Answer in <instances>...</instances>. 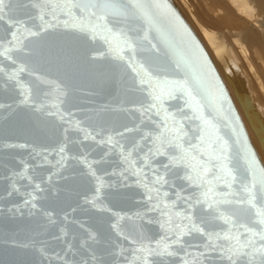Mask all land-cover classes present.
I'll list each match as a JSON object with an SVG mask.
<instances>
[{
    "label": "snow or ice",
    "instance_id": "obj_1",
    "mask_svg": "<svg viewBox=\"0 0 264 264\" xmlns=\"http://www.w3.org/2000/svg\"><path fill=\"white\" fill-rule=\"evenodd\" d=\"M178 25L179 18L159 0H0V88L14 97L0 109L23 107L28 128L40 118H55L57 147L33 148L29 158L55 152L59 168L70 170L55 174L86 179L83 203L108 214L102 235L67 212L60 234H52L54 211L37 204L46 199L37 195L49 190L46 181L28 175L41 164L21 160L22 169L12 176L27 180L31 190L20 193L12 183L8 195L21 194L46 221L21 239L4 241L32 253L24 264H264V168L241 145L235 127V147L221 136L217 120L231 121L230 104L222 89L213 94L210 66L201 63L194 40L184 42ZM176 49L181 55L173 59ZM98 59L121 78L131 73L127 91L137 93L138 102L132 108L105 103L89 110L96 119H78L71 103L75 85ZM102 112L126 113L133 126L119 130ZM101 147L99 158L90 159ZM97 165H111V171ZM124 200L134 210L110 206ZM68 224H77L86 237L73 233L65 239ZM51 240L64 246L50 252Z\"/></svg>",
    "mask_w": 264,
    "mask_h": 264
},
{
    "label": "water",
    "instance_id": "obj_2",
    "mask_svg": "<svg viewBox=\"0 0 264 264\" xmlns=\"http://www.w3.org/2000/svg\"><path fill=\"white\" fill-rule=\"evenodd\" d=\"M161 4H166L172 12L175 13L176 17L179 18L178 31L185 43L190 40H194L199 46V50L203 53V59L210 66L212 73L209 76V81L212 84V92L218 96L221 89L226 95L227 100L230 104L232 112L230 113L232 119L230 122L224 120H217L220 125L221 136L229 140L230 144L235 147L236 137L233 136L231 128L235 127L241 132L240 143L241 145L247 144L248 148L252 151L256 159L258 160L259 166L264 168L262 165L242 120L234 106V103L218 73L214 64L212 63L208 53L204 46L180 15L178 10L174 7L170 0H159ZM63 18V17H62ZM185 29L187 34L185 35ZM69 36H75V33H68ZM150 36L155 37V32L151 33ZM154 42H156L154 40ZM181 55L179 49H176L172 53L173 59H178ZM131 73L121 75L115 72L108 61L103 59L96 60L93 64L89 65L84 75L76 82L77 91L73 93L71 103L75 106L73 109L78 119H84L85 116H92L96 119V112L89 111L91 109H99L103 104L109 103L112 106L123 102V107L132 108L137 105L138 94L127 91V85L130 83L129 77ZM218 79L220 87L215 86L216 81L212 77ZM22 78L27 80L26 76L22 75ZM88 93H92L89 95ZM13 94L4 88H0V103H12ZM50 102H55V98L51 97ZM229 104H225L224 107L228 108ZM15 110L0 109V264H24L32 253L29 250L14 248L4 241H10L12 239H21L25 236V233L33 228L37 223L44 224L46 221L43 219L37 209H32L30 205H25L21 194L13 192L11 196L8 195V191H11L12 183L20 189V193L31 190L26 189L25 185L28 184L27 180H22L18 177H13L14 172L20 171L23 165L20 164L21 160H25L29 165H35L37 160L40 162L41 167L35 169H29L28 175L35 176L38 181H46L43 187L49 189L47 192L37 193L38 196H43L46 199L38 200V208L43 205L50 211H54V218L57 219V225L52 226L50 231L54 235H59V228L64 226V222L61 219L63 213L67 212L71 219H75L84 224L85 228L103 234L107 230V225L102 221L107 220L108 214L98 212L93 209L90 205L83 203V196L88 194L89 183L86 179L79 176H75L69 180L60 179V173L62 175H69L70 170L60 169L57 165L59 157L53 152L51 155L42 152L41 157L37 160L29 158V153L35 148L37 151L43 149H54L58 145L60 137V130L56 127L55 118L45 117L40 118L38 125L34 128H28L24 126V121L27 119L26 110L23 107L17 108L13 105ZM82 109L84 111H79ZM207 113L212 112V105L209 103L206 109ZM100 117L108 120L111 126L122 130L123 125L129 127L133 126V121L128 118V115L123 112H108L100 113ZM85 126H88L86 122ZM86 144H92L91 141H86ZM27 144V148L19 147H8V145H19ZM71 150L76 151L74 146H69ZM103 148H97L96 153H93L91 158H99L102 154ZM47 155V160L43 159V156ZM74 161H69L68 164H74ZM99 168H105L111 171V165H97ZM82 170V166L76 169L77 172ZM51 179L48 180L49 175ZM115 179V177H105V180ZM58 189L53 192L52 189ZM107 191V190H106ZM131 194L132 190H128ZM80 207H77V206ZM116 211L127 212L134 210V207L130 201L124 200L120 202H112L110 205ZM73 207H77L76 212H71ZM83 209H87L86 211ZM35 213V215H32ZM67 230L69 231L70 239L71 235L75 233L78 237H86L83 230L78 227L77 224H68ZM64 245L58 241L51 240L49 251L54 252L60 250Z\"/></svg>",
    "mask_w": 264,
    "mask_h": 264
},
{
    "label": "bare ground",
    "instance_id": "obj_3",
    "mask_svg": "<svg viewBox=\"0 0 264 264\" xmlns=\"http://www.w3.org/2000/svg\"><path fill=\"white\" fill-rule=\"evenodd\" d=\"M204 46L264 166V0H170Z\"/></svg>",
    "mask_w": 264,
    "mask_h": 264
}]
</instances>
